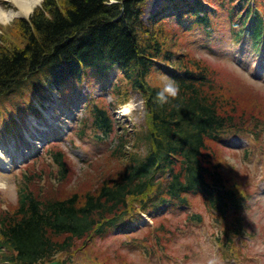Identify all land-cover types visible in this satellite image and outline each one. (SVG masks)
<instances>
[{
  "label": "trees",
  "instance_id": "16d2710c",
  "mask_svg": "<svg viewBox=\"0 0 264 264\" xmlns=\"http://www.w3.org/2000/svg\"><path fill=\"white\" fill-rule=\"evenodd\" d=\"M146 1L42 0L28 17L13 22L21 36L18 46L0 35V96L28 83L43 88L42 101L50 98L48 83L69 92L94 78L112 97L87 93L83 114L75 119L76 136L112 141L100 156L86 159L83 175L71 180L69 155L55 143L22 167L15 202L0 210V264H41L56 257L64 264H130L125 259L133 250L143 264H151L154 257L165 260L170 238L193 233L194 225L210 219L227 247L235 243L230 233L246 232L240 214L246 193L222 158L220 141L237 130L245 110L264 106L253 98L247 104L237 100L240 90L225 92L223 73L217 69L219 78L208 77L206 67L182 49L181 37L228 20L238 38L258 49L264 45V23L255 7L264 8V0H167L174 14L157 11L144 23ZM152 72L178 82L179 94L158 103ZM137 90L145 117L138 130L114 117L127 91ZM257 119L254 133L261 129L257 122H264ZM198 195L204 208L190 211L189 198ZM175 208L181 213L171 215ZM143 210L161 211L163 218L147 227L146 235L133 233L121 247L97 251L110 227L138 220Z\"/></svg>",
  "mask_w": 264,
  "mask_h": 264
},
{
  "label": "rangeland",
  "instance_id": "374dc122",
  "mask_svg": "<svg viewBox=\"0 0 264 264\" xmlns=\"http://www.w3.org/2000/svg\"><path fill=\"white\" fill-rule=\"evenodd\" d=\"M4 1H6V3L8 2V0H2V2ZM41 1L42 0H39L35 5L38 6ZM165 2L167 3V0H147L142 15L144 23L156 12V9L161 7ZM187 22L188 21H186V23ZM219 25L220 26L215 29L213 40L205 36V32L202 28H194L184 32V35L181 37L182 49L189 52L191 58L200 61L199 67L203 65L206 67L209 71L207 73L208 77L211 78L217 73V77L219 78L221 74L217 69L221 71L223 73L222 81L226 83V87L223 88V90L231 93L229 95L238 93V90H240L242 92L240 97L234 95L237 100L241 101L242 99V102L246 103L249 99L253 98L258 101L257 105L260 107L264 106V81L260 79V77L264 79V60L260 57L254 58L252 52H250L249 46L244 45V49L240 50H237L236 47H232L231 42H229L230 34L227 22L220 23ZM0 35H3L4 40H8L7 42L10 45H17L15 41L21 37L20 34L17 33L15 23L0 24ZM233 53L239 55V60L235 58L234 55L232 56ZM241 58H243V60H241ZM239 62L244 64L243 66L245 69L237 67ZM113 78L114 77H111V80H113ZM149 80L152 83H157L160 81V78H158L156 72H152V74L149 75ZM84 84L85 82H81L79 86L81 91L79 93L75 91L71 96L67 98L64 97L63 100H65V102H61V99L57 97V93L54 92L52 98L44 101V106H41V103L37 99L36 86L33 87L28 85V83L26 86L15 89L12 93L0 96V115L5 111L13 112V109L19 108L18 112L22 116L21 121L18 122V127H16L14 131H12L10 126L9 128H3L0 119V146L5 152H11L13 157L12 164L10 165V163H8L4 165V168L7 169V166L14 167L15 163L18 164V162L20 163L24 159L20 156V150H25L28 154H31L36 150L40 151V149H42L44 143L40 142L38 138L32 137L31 141L30 136L32 134L30 131L35 129L33 123L39 125V123L44 122L47 129L57 134V136H63L67 133L74 124L72 122V116L81 113V109L77 108L76 105H78V98L84 99V94L87 93ZM87 86L90 91L94 90L93 92L95 95L99 94L101 90L100 82L94 78H92V81L89 82ZM243 91L246 93L243 94ZM127 93L130 97V104L128 103L130 111L120 112V108H118V118L121 122H126L127 126L130 125L133 129L138 130L145 121L142 95H140L138 91H127ZM105 94L106 93H104L103 96L109 100V97H106ZM73 100H75L76 103L72 102ZM27 102H29V107L32 105L35 106L40 114L30 111L25 112L27 110V107H25ZM69 107L73 109V112L69 110ZM14 113L19 115L16 112ZM244 113L240 122H236L238 126L235 127L240 129L243 134L251 136L252 134H250L249 131L253 127L252 123L258 121L257 118L264 119V110L256 111L249 109L245 110ZM253 117H255L254 120H252ZM28 134H30V146L26 145L24 139L28 137ZM17 135L19 139H17ZM105 143V139L98 138L97 136H84L81 140H75L73 147L67 143L66 140H58L57 143H55L60 144V147L65 149V145H67V154L69 155L70 165L73 171L71 176L72 181H75L79 174L83 175L88 170H83L86 166L85 159L93 157L96 153V157L100 156V151L104 150ZM239 145L240 141H237V143L233 142L220 145V148H222L221 155L228 169H232V172L235 173V175L237 174L238 180H241L239 183L240 191L247 193V203L245 204V210L242 212V219L248 224L250 239L248 238V240H246L249 241V250H239L238 245L233 244L232 251L244 255L248 254L251 264H264V189H262L264 188V139L260 138V140H258L254 136L249 145L251 151L247 152L248 155L246 157L241 156L239 150L236 149ZM44 151L45 150H43L42 153ZM13 170L14 168L12 171ZM11 177L12 173H7L6 175L0 172V200H2L0 210L7 206V204L9 205V203L15 202L16 190ZM189 204L192 205L189 209L193 212L201 211L204 208L202 198L199 195L195 197L190 196ZM181 222L185 225V219H182ZM210 224L211 220L205 225L210 228ZM150 226L151 225L145 226L141 233L146 235L147 227ZM181 229L182 228H178L177 231L180 232ZM215 231H217V229H215ZM202 233L203 235L199 233L198 237L191 234H181L177 237L170 238L171 242L167 246L168 255L164 264H207V259L211 251V248L208 246V241H210L212 237L211 232L209 233L203 230ZM130 235L131 234L121 233L118 236H107L106 239L97 241V251L105 248L111 249V247H121V241L129 240L130 237L128 236ZM242 236L247 237L246 234ZM179 254L182 255V257ZM138 255L137 251H129L125 260L130 264H143L142 260L138 259ZM79 257V255L76 256V259ZM155 258L156 257L152 259L151 264H159Z\"/></svg>",
  "mask_w": 264,
  "mask_h": 264
},
{
  "label": "clouds",
  "instance_id": "9594fccd",
  "mask_svg": "<svg viewBox=\"0 0 264 264\" xmlns=\"http://www.w3.org/2000/svg\"><path fill=\"white\" fill-rule=\"evenodd\" d=\"M35 6V0H33L32 7L28 6V0H8L7 3L0 0V24H11L18 17L30 15L34 11ZM157 86L156 99L161 104L167 103L170 98L176 97L180 91L178 82L163 74ZM124 111L128 112L130 109L124 106ZM207 264H218V257L210 255L207 259Z\"/></svg>",
  "mask_w": 264,
  "mask_h": 264
},
{
  "label": "bare ground",
  "instance_id": "6f19581e",
  "mask_svg": "<svg viewBox=\"0 0 264 264\" xmlns=\"http://www.w3.org/2000/svg\"><path fill=\"white\" fill-rule=\"evenodd\" d=\"M37 2H39V0H35V3H37ZM195 5H192V6H198L197 5V3H194ZM28 6L29 7H32L33 6V0H28ZM202 7V6H201ZM177 10V9H176ZM25 16H28V15H25ZM129 103V102H128ZM124 104V105H122V111L123 112H125L124 111V106H127L128 108H130L129 107V104ZM8 153L6 152H4V150L1 148V146H0V163L1 164H3V165H7L9 162H10V157H8V155H7Z\"/></svg>",
  "mask_w": 264,
  "mask_h": 264
},
{
  "label": "water",
  "instance_id": "95a60500",
  "mask_svg": "<svg viewBox=\"0 0 264 264\" xmlns=\"http://www.w3.org/2000/svg\"><path fill=\"white\" fill-rule=\"evenodd\" d=\"M46 264H62V263H61V261L56 259L54 261L47 262Z\"/></svg>",
  "mask_w": 264,
  "mask_h": 264
}]
</instances>
